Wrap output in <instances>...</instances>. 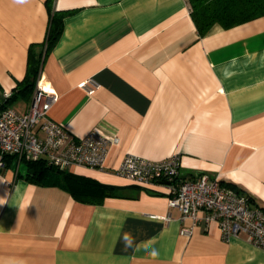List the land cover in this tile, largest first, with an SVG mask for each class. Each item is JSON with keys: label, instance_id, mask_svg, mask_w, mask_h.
<instances>
[{"label": "crops", "instance_id": "1", "mask_svg": "<svg viewBox=\"0 0 264 264\" xmlns=\"http://www.w3.org/2000/svg\"><path fill=\"white\" fill-rule=\"evenodd\" d=\"M53 13L63 28L44 53ZM38 51L41 87L57 97L48 117L115 139L103 169L71 172L118 189L83 202L4 164L0 264H264V249L245 234L223 240L215 223L181 235L191 219H178L164 188L115 170L126 153L177 154L181 177L217 176L264 205V15L200 36L188 0H0V101ZM87 79L92 93L78 86ZM33 90L6 104L25 112Z\"/></svg>", "mask_w": 264, "mask_h": 264}, {"label": "built area", "instance_id": "2", "mask_svg": "<svg viewBox=\"0 0 264 264\" xmlns=\"http://www.w3.org/2000/svg\"><path fill=\"white\" fill-rule=\"evenodd\" d=\"M78 86L92 93L99 85L87 79ZM56 100V95L42 89L38 74L25 112L19 113L0 101V167L4 165L2 155L10 154L18 166L24 161L44 160L60 170L104 168L109 146L115 139L95 128L83 136L74 135L48 117ZM115 170L138 186L164 188L168 207L180 212L178 219H191L190 226L180 229L181 235L189 237L199 222L215 223L223 240L245 234L248 242L264 249V209L253 203L245 192L222 183L217 176L181 177L179 155L150 159L126 153Z\"/></svg>", "mask_w": 264, "mask_h": 264}, {"label": "trees", "instance_id": "3", "mask_svg": "<svg viewBox=\"0 0 264 264\" xmlns=\"http://www.w3.org/2000/svg\"><path fill=\"white\" fill-rule=\"evenodd\" d=\"M50 2L51 0H48L49 4ZM188 3L190 16L200 36L205 35L214 25L229 28L264 15V0H188ZM62 28L63 18L53 13L46 35L44 53L54 45L62 32ZM29 55V72L17 84L6 101L17 94H27L34 89L42 52H30ZM6 101L4 100V105H7ZM2 159L5 165H10L14 156L3 154ZM24 163L27 180L42 184L61 185L71 192L75 198L83 202L100 203L107 194H115L118 189V187L103 184L90 177L77 175L68 170L57 169L52 165H48L44 160L24 161ZM52 172L57 174L53 176ZM221 182L238 191L245 192L253 203L264 209V205L255 201L253 195L244 188L222 179ZM135 186L138 185L135 184Z\"/></svg>", "mask_w": 264, "mask_h": 264}, {"label": "rangeland", "instance_id": "4", "mask_svg": "<svg viewBox=\"0 0 264 264\" xmlns=\"http://www.w3.org/2000/svg\"><path fill=\"white\" fill-rule=\"evenodd\" d=\"M20 166H21L22 169H24L25 168V163L21 162Z\"/></svg>", "mask_w": 264, "mask_h": 264}]
</instances>
